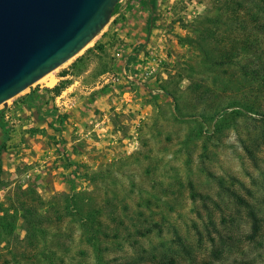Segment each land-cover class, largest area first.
<instances>
[{"label":"rangeland","instance_id":"374dc122","mask_svg":"<svg viewBox=\"0 0 264 264\" xmlns=\"http://www.w3.org/2000/svg\"><path fill=\"white\" fill-rule=\"evenodd\" d=\"M221 4L121 0L84 50L0 105V200L18 186H33L45 198L88 191L110 233L99 238L98 251L68 216L51 225L45 246H1L0 264H159L170 258L177 264H264V145L257 141L264 124L262 113L250 110L255 105L264 112V97L258 101L237 81L235 66L205 73L199 50L185 41L197 37L202 19L222 13ZM134 31L135 42H127ZM60 83L66 86L60 95L49 90ZM164 86L182 95L185 113L227 107L244 93L247 106L229 109L220 133L211 124L187 142L194 123L175 110ZM68 158L80 165L64 169ZM82 165L106 171L107 178L91 184ZM73 170L78 173L71 176ZM191 186L200 194L196 201ZM231 190L261 218L256 235ZM139 226L152 232L140 236Z\"/></svg>","mask_w":264,"mask_h":264},{"label":"trees","instance_id":"16d2710c","mask_svg":"<svg viewBox=\"0 0 264 264\" xmlns=\"http://www.w3.org/2000/svg\"><path fill=\"white\" fill-rule=\"evenodd\" d=\"M120 1L117 3L113 16L118 11ZM221 10L222 13L215 18L202 19L200 27L196 30L197 37L185 41L199 50L202 65L206 69L205 73L215 74L218 69L235 66L238 69L237 81L245 84L247 89L252 88L259 101L264 97V0H222ZM181 79L182 75H180ZM65 88L66 86L60 83L49 90L60 95ZM163 89L174 100L175 110L181 115H188L194 123L187 134V142L202 137L211 124H214L216 132L223 131L228 110L238 107L236 104L245 106V99L248 97L244 93L246 96L241 99L232 98L227 107L218 104L211 111L200 110L198 114H191L183 112L182 95L165 86ZM250 110L255 114L262 113L261 121L264 124V112L256 109L255 105H252ZM257 141L260 146L264 145V131L260 140ZM245 149L255 160L254 150L249 146H245ZM77 165L80 164L68 158L64 169L70 170ZM82 167L86 170L83 178L91 184L107 178L106 171H89L87 166L82 165ZM76 173L78 171L73 170L71 176ZM210 175L216 179L214 174ZM219 182L223 187L221 178ZM2 189L4 188L0 186V190ZM230 195L237 204L247 209L252 223V234L256 235L260 230L261 218L255 212L253 205L234 190L230 191ZM199 196L194 186H191L192 199L196 201ZM93 202L94 198L88 191L74 189L71 193L56 192L49 198H45L33 186L27 188L18 186L12 194L7 196L6 201L0 200V247L11 249L15 242L23 241L30 247L38 249L41 243L46 245L45 241L53 223H63L66 217L74 216L80 222L83 231L87 233L89 242L99 251V238L108 237L110 233L103 228V221L100 219L103 209L95 206ZM139 227L136 233L140 236L152 232L149 228H146L144 232L143 228ZM155 227L161 229L158 223ZM19 230L25 233V238L22 240ZM118 233H120L119 228L116 227L114 236L117 237ZM159 264L177 263L175 259L170 258L164 259Z\"/></svg>","mask_w":264,"mask_h":264},{"label":"water","instance_id":"95a60500","mask_svg":"<svg viewBox=\"0 0 264 264\" xmlns=\"http://www.w3.org/2000/svg\"><path fill=\"white\" fill-rule=\"evenodd\" d=\"M119 0H0V105L84 50Z\"/></svg>","mask_w":264,"mask_h":264},{"label":"crops","instance_id":"0c3cea01","mask_svg":"<svg viewBox=\"0 0 264 264\" xmlns=\"http://www.w3.org/2000/svg\"><path fill=\"white\" fill-rule=\"evenodd\" d=\"M136 33H137V32L134 31V32H133L132 34H130V35H125V37H126V41L129 42V43H134V42H135V39H134L135 36H134V35H136ZM157 40H158V39H157ZM157 40H156V41H157ZM154 42H155V41H154ZM155 43H156V42H155ZM128 47H129V46H128ZM132 49H134V48H132Z\"/></svg>","mask_w":264,"mask_h":264},{"label":"bare ground","instance_id":"6f19581e","mask_svg":"<svg viewBox=\"0 0 264 264\" xmlns=\"http://www.w3.org/2000/svg\"><path fill=\"white\" fill-rule=\"evenodd\" d=\"M53 74V72L49 73L48 75H46L45 77H43L40 81H44L47 78H49V76H51ZM52 78V77H51ZM53 82V81H52Z\"/></svg>","mask_w":264,"mask_h":264},{"label":"built area","instance_id":"2783aa9c","mask_svg":"<svg viewBox=\"0 0 264 264\" xmlns=\"http://www.w3.org/2000/svg\"><path fill=\"white\" fill-rule=\"evenodd\" d=\"M153 60H154V62H156V63H157V60H156L155 58H153Z\"/></svg>","mask_w":264,"mask_h":264}]
</instances>
